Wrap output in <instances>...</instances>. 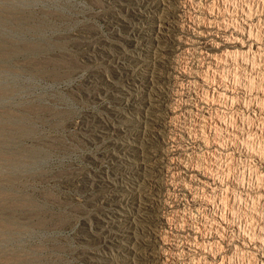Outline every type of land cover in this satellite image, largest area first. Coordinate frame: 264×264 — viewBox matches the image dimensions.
Instances as JSON below:
<instances>
[{
  "label": "rangeland",
  "instance_id": "1",
  "mask_svg": "<svg viewBox=\"0 0 264 264\" xmlns=\"http://www.w3.org/2000/svg\"><path fill=\"white\" fill-rule=\"evenodd\" d=\"M181 263L264 264V0H0V264Z\"/></svg>",
  "mask_w": 264,
  "mask_h": 264
},
{
  "label": "bare ground",
  "instance_id": "2",
  "mask_svg": "<svg viewBox=\"0 0 264 264\" xmlns=\"http://www.w3.org/2000/svg\"><path fill=\"white\" fill-rule=\"evenodd\" d=\"M212 11V10H211ZM208 13V12H207ZM218 15V14H217ZM175 16V15H174ZM171 18V17H170ZM161 25L159 26L160 27V37H161V39L164 37V36H166L167 34H168V32L170 31V24L168 23V21L166 20V21H164V20H161ZM233 23H234V21H233ZM200 25V24H199ZM229 25V24H228ZM229 28V27H228ZM202 30V29H201ZM204 33V32H203ZM226 36V35H225ZM237 39V38H236ZM238 40V39H237ZM236 41V40H235ZM235 41H232V43H235ZM187 44V43H186ZM196 44V43H195ZM219 44V43H218ZM160 45V44H159ZM235 45V44H234ZM162 46V45H161ZM192 47V46H191ZM238 48V47H237ZM158 49V48H157ZM165 49V48H164ZM239 51V50H238ZM156 53V52H155ZM167 53V52H166ZM226 53V52H225ZM161 55V54H160ZM159 55V56H160ZM166 55V54H165ZM159 56H155V57H159ZM160 57H162V56H160ZM160 57H159V59H160ZM210 57V56H209ZM208 57V58H209ZM216 57H218L217 55H216ZM228 57V56H227ZM165 58V57H164ZM207 58V59H208ZM158 58H156V60H157ZM163 59V58H162ZM192 59V58H191ZM211 59H209L208 61H210ZM217 60H218V58H217ZM219 60H221V59H219ZM233 60V59H232ZM191 61V60H190ZM152 62V61H151ZM199 63V62H198ZM205 63H206V61H205ZM209 63V62H208ZM220 63V62H219ZM216 64V63H215ZM218 65V64H217ZM233 66V65H232ZM217 67V66H216ZM231 67V66H230ZM190 68H192V67H190ZM206 69V68H205ZM190 70H192V69H190ZM211 70V69H210ZM214 70H215V68H214ZM235 70V69H234ZM187 71H189V70H187ZM183 72V71H182ZM194 72V71H193ZM209 72V71H208ZM229 72V71H228ZM151 74V73H150ZM223 74V73H222ZM169 75V74H168ZM215 75V74H214ZM154 76V75H153ZM223 76H224V74H223ZM182 77V76H181ZM203 77V76H202ZM155 78V77H154ZM197 78V77H196ZM211 78H215V77H211ZM237 78V77H236ZM160 80V79H159ZM193 80V79H192ZM192 80H191V82H192ZM203 80V79H202ZM213 80H216V78L215 79H213ZM221 80V79H220ZM229 80V79H228ZM199 81V80H198ZM238 81V80H237ZM206 82V81H205ZM215 82V81H214ZM222 82V81H221ZM216 83V82H215ZM214 83V84H215ZM229 83V82H228ZM185 84V83H184ZM221 84H223V83H221ZM195 85V84H194ZM218 85L220 86V84L218 83ZM197 86V85H196ZM205 86V85H204ZM217 86V85H216ZM222 86V85H221ZM224 86H226V85H224ZM223 86V87H224ZM233 86V85H232ZM206 87V86H205ZM218 87V86H217ZM216 87V88H217ZM201 88V87H200ZM214 88V87H213ZM215 88V89H216ZM198 89V88H197ZM233 90H234V88H232ZM166 90V89H165ZM221 90V89H220ZM201 91V90H200ZM207 91V90H206ZM215 91V90H214ZM217 91H219V90H217ZM224 92V91H223ZM229 92V91H228ZM233 92V91H232ZM175 93V92H174ZM188 93V92H187ZM196 93H199V92H196ZM208 93V92H207ZM220 93H222V92H220ZM226 93V92H225ZM194 95V94H193ZM207 95V94H206ZM223 95V94H222ZM228 95H230V94H228ZM151 96V95H150ZM161 96V95H160ZM213 96V95H212ZM215 96V95H214ZM225 96H226V94H225ZM233 96V95H232ZM211 97V96H210ZM209 97V98H210ZM222 97V96H221ZM224 97V96H223ZM210 100V99H209ZM224 100V99H223ZM186 101V100H185ZM216 101V100H215ZM227 101V100H226ZM236 101V100H235ZM193 102V101H192ZM222 103V102H221ZM187 104V103H186ZM214 104V103H213ZM226 105V104H225ZM176 106V105H175ZM235 107V106H234ZM233 107V108H234ZM182 108V107H181ZM211 108V107H210ZM191 109V108H190ZM208 110V109H207ZM194 111V110H193ZM227 111V110H226ZM161 112V111H160ZM183 112V111H182ZM185 112H186V114H187V116L185 117L186 118V121H185V123H188V121H191V120H194L195 118H193V114H192V110H191V112H190V110H187V109H185ZM205 112V111H204ZM209 112V111H208ZM218 112V111H217ZM185 114V113H184ZM222 114V113H221ZM150 115V114H149ZM148 115V116H149ZM202 115V117L200 118V117H196V118H198V119H200V120H202V122H203V124H201L204 128L205 127H208L209 125H207V122L209 121V118H211L210 116H207L205 113H203V114H201ZM210 115H211V113H210ZM219 115V114H218ZM174 116V115H173ZM211 116H213V115H211ZM216 117H217V115H215ZM225 116V115H224ZM172 117V116H171ZM214 117V116H213ZM219 117H221L220 115H219ZM179 119V118H178ZM222 119V118H221ZM225 119V118H224ZM196 120V119H195ZM212 120V119H211ZM226 120V119H225ZM148 121V120H147ZM222 121V120H221ZM202 122H200V123H202ZM212 122H213V120H212ZM223 122V121H222ZM199 123V122H198ZM197 123V124H198ZM237 123V122H236ZM159 124V123H158ZM181 124H182V122H181ZM217 124V123H216ZM215 124V125H216ZM222 124V123H221ZM226 124V123H225ZM211 125V124H210ZM155 126V125H154ZM232 126H234V124L232 125ZM238 126V125H237ZM185 127V126H184ZM217 127V126H216ZM220 127V126H219ZM218 127V128H219ZM223 125H221V129L223 130ZM228 127V126H227ZM186 128H187V125H186ZM232 128H234V127H232ZM208 129V128H207ZM213 129V128H212ZM211 129V130H212ZM239 129V128H238ZM153 130H154V128H153ZM159 130V129H158ZM161 130V129H160ZM167 130V129H166ZM215 130H217L216 128H215ZM219 130H220V128H219ZM230 130V129H229ZM228 130V131H229ZM234 130V129H233ZM205 131V130H204ZM225 131V130H224ZM227 131V130H226ZM146 132V131H145ZM206 132V131H205ZM221 132H223V131H221ZM174 133V132H173ZM212 133V132H211ZM218 132H216V134H217ZM220 133V132H219ZM232 133H233V131H232ZM236 133V132H235ZM234 133V134H235ZM146 134H147V132H146ZM183 134V133H182ZM171 135V134H170ZM196 135V134H195ZM198 136V135H197ZM205 136V135H204ZM231 136V135H230ZM206 137V136H205ZM228 137V136H227ZM148 138V137H147ZM150 138V137H149ZM226 138V137H225ZM203 139H204V137H203ZM145 140V139H144ZM213 140V139H212ZM224 140V139H223ZM222 139H221V137H219L218 139H217V137H216V135H215V139L213 140V141H208V138H205V140H203L204 141V143L205 144H209V143H211L212 145H213V147L214 148H212L213 150V152H211L205 159H203L204 160V162H202L201 164L199 163V165L198 164H196V163H194L196 160H198V159H195V161L194 162H191L192 164L194 163V164H196L197 165V167H192V166H190V165H187L186 164V162H187V160L189 159V160H191V156H190V152L188 153L189 154V158L188 159H182V157H181V159H180V161L178 162V163H176V169L178 170L177 172L178 173H180V174H182V176H184V177H188L189 176V178H190V180L192 181V180H195V181H197V180H200V178H197L198 176L199 177H202V178H214V176L216 175V174H218V173H220V169H221V165H222V156H223V154H224V151H223V145H222V141H223ZM234 141V140H233ZM144 143V142H143ZM208 146V145H207ZM179 147V146H178ZM209 147V146H208ZM225 147V146H224ZM211 148V147H210ZM164 149V148H163ZM176 149V148H175ZM237 149V148H236ZM152 150V149H151ZM155 151V150H154ZM209 151V150H208ZM184 152V151H183ZM228 152V151H227ZM195 153V152H194ZM150 154V153H149ZM193 154V153H192ZM231 155V154H230ZM149 156V155H148ZM154 156V155H153ZM171 156V155H170ZM194 156H196V155H194ZM205 156V155H204ZM203 156V157H204ZM169 157V156H168ZM199 157V156H198ZM143 158H144V156H143ZM195 158V157H194ZM227 158V157H226ZM193 159V158H192ZM143 160V159H142ZM141 160V161H142ZM200 160H202V159H200ZM158 161V160H157ZM156 161V162H157ZM193 161V160H192ZM199 161V160H198ZM149 162V161H148ZM199 162H201V161H199ZM224 162V161H223ZM190 163V164H191ZM198 163V162H197ZM226 163H227V161H226ZM138 164V163H137ZM147 164V163H146ZM175 164V163H174ZM195 165V166H196ZM148 166V165H147ZM174 166V165H173ZM225 168V167H224ZM232 168V167H231ZM161 169V168H160ZM223 171V170H222ZM231 172V171H230ZM167 173V172H166ZM174 173V172H173ZM219 176V175H218ZM218 176H216L217 178H218ZM163 177V176H162ZM194 177H196L195 179H194ZM189 178H187L188 180H189ZM216 178V179H217ZM183 180H184V178H182ZM154 180V179H153ZM214 180H215V178H214ZM220 180V179H219ZM170 181V180H169ZM190 181V182H191ZM203 181V180H202ZM159 182V181H158ZM183 183H185V182H183ZM193 183V182H192ZM209 183V182H208ZM157 184V183H156ZM190 184V183H189ZM197 185V184H196ZM189 186V185H188ZM220 186V185H219ZM230 186V185H229ZM142 188V187H141ZM170 188V187H169ZM230 188V187H229ZM154 189V188H153ZM190 189V188H189ZM189 189H188V187H187V184H183V187H182V189L181 190H183L184 192L185 191H189ZM203 189V188H202ZM168 191V190H167ZM201 191V190H200ZM184 192H182V193H184ZM207 192V191H206ZM189 195V194H188ZM200 195V194H199ZM151 196V195H150ZM224 196V195H223ZM167 198V197H166ZM190 198V197H189ZM229 198V197H228ZM150 199H151V197H150ZM235 199V198H234ZM172 200V199H171ZM215 200V199H214ZM237 200V199H236ZM154 201V200H153ZM146 202V201H145ZM151 203V202H150ZM163 203V202H162ZM198 203V202H197ZM223 204H224V202H222ZM227 203V202H226ZM160 205V204H159ZM173 205V204H172ZM226 205V204H225ZM141 206V205H140ZM146 206H148V205H146ZM154 206V205H153ZM178 206V205H177ZM209 206V205H208ZM207 206V207H208ZM214 206V205H213ZM220 206V205H219ZM212 207V206H211ZM142 208V207H141ZM159 208V207H158ZM157 208V209H158ZM209 208V207H208ZM230 208V207H229ZM179 209H181V208H179ZM211 209V208H210ZM228 209V208H227ZM172 210V209H171ZM175 210V209H174ZM199 210V209H198ZM145 211V210H144ZM143 211V212H144ZM169 212V211H168ZM174 212V211H173ZM197 212V211H196ZM200 212V211H199ZM135 213V212H134ZM216 213V212H215ZM163 214V213H162ZM191 213H189L188 211H184V210H179V218H180V224H181V227H183V230L186 232V231H189V230H191L193 227H198L197 226V223H198V225L199 224H201V221L199 220H197V222H196V224L194 225V216H192V214L190 215ZM212 214H214V213H212ZM223 214V213H222ZM136 216V215H135ZM159 216V215H158ZM221 217H222V215H220ZM160 217V216H159ZM172 217H173V215H172ZM198 217V216H197ZM169 218H170V216H169ZM175 218V217H174ZM178 218V219H179ZM217 218V217H216ZM224 218H225V216H224ZM164 219V218H163ZM171 219V218H170ZM173 219V218H172ZM199 219V218H198ZM218 219V218H217ZM177 220V219H176ZM211 220H212V218H211ZM228 220V219H227ZM235 220V219H234ZM168 221H169V219H168ZM171 221V220H170ZM230 221V220H229ZM232 221V220H231ZM138 222V221H137ZM162 222V221H161ZM227 222V221H226ZM164 223V222H163ZM203 223V222H202ZM206 223V222H205ZM221 223H223V221L221 222ZM221 223L218 221V220H216V219H214V220H212L211 222H208V223H206V224H204V226L207 228L206 230L207 231H210V232H212V234L214 233H217V232H219V227L221 228L222 227V225H221ZM171 224V223H170ZM215 225H218L219 227L218 228H216V226ZM200 226V225H199ZM203 226V227H204ZM224 226V225H223ZM231 227V226H230ZM177 228V227H176ZM226 228V227H225ZM236 229V228H235ZM233 230V229H232ZM173 231V230H172ZM199 231V230H198ZM227 231V230H226ZM235 232V231H234ZM182 233V232H181ZM189 233V232H188ZM167 234V233H166ZM180 236V235H179ZM234 236V235H233ZM208 237V236H207ZM173 238V237H172ZM179 238V237H178ZM190 238V237H189ZM150 239V238H149ZM176 239V238H175ZM182 238H180V240H181ZM174 240V239H173ZM184 240V239H183ZM139 241V240H138ZM187 241H189V240H187ZM176 242V241H175ZM182 242V241H181ZM193 241H191V242H189V243H192ZM231 242V241H230ZM180 244V243H179ZM223 244V243H222ZM174 245V244H173ZM178 245V244H177ZM202 245H204V244H202ZM180 246H182V245H180ZM190 246V245H189ZM179 247V246H178ZM234 247V246H233ZM211 248V247H210ZM221 249V248H220ZM219 249V250H220ZM227 249V248H226ZM137 250V249H136ZM179 250V249H178ZM205 250H207V249H205ZM217 250V249H216ZM237 250V249H236ZM138 251V250H137ZM194 251H195V249H194ZM188 252V251H187ZM207 252V251H206ZM147 253V252H146ZM172 253V252H171ZM143 254V253H142ZM161 255V254H160ZM176 255V254H175ZM174 255V256H175ZM206 255V254H205ZM150 256V255H149ZM210 256V255H209ZM161 257V256H160ZM216 257H217V254H216ZM144 258V257H143ZM208 258V257H207ZM194 259V258H193ZM225 259V258H224ZM154 260V259H153ZM211 260V259H210ZM176 261V260H175ZM180 261V260H179ZM182 261V260H181ZM184 261V260H183ZM186 261V260H185ZM191 262V261H190ZM182 264V263H181ZM186 264V263H185ZM204 264V263H203Z\"/></svg>",
  "mask_w": 264,
  "mask_h": 264
}]
</instances>
